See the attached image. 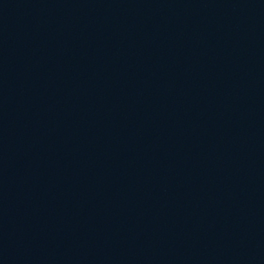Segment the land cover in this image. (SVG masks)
Returning <instances> with one entry per match:
<instances>
[{
    "label": "water",
    "instance_id": "1",
    "mask_svg": "<svg viewBox=\"0 0 264 264\" xmlns=\"http://www.w3.org/2000/svg\"><path fill=\"white\" fill-rule=\"evenodd\" d=\"M0 264H264V0H0Z\"/></svg>",
    "mask_w": 264,
    "mask_h": 264
}]
</instances>
